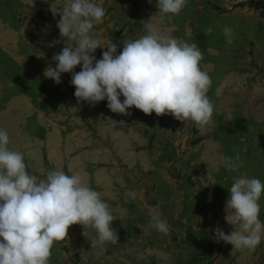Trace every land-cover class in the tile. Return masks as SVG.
I'll return each mask as SVG.
<instances>
[{
	"label": "rangeland",
	"instance_id": "374dc122",
	"mask_svg": "<svg viewBox=\"0 0 264 264\" xmlns=\"http://www.w3.org/2000/svg\"><path fill=\"white\" fill-rule=\"evenodd\" d=\"M93 2L105 16L92 34L101 46L115 44L117 54L125 40L145 34L151 18L162 34L197 44L214 111L198 128L134 106L127 115L113 113L107 100L78 103L71 73L61 74L59 84L43 76L72 43L59 34L60 15L50 11L65 0H0V128L9 134L8 147L24 154L26 170L38 179L54 168L80 172L116 218L115 244L91 248L95 231L75 224L54 243L48 264H264V238L248 252L215 234L235 230L225 220L234 178L264 183V0H187L172 19L158 12L157 0ZM225 26L232 29L230 44ZM106 50L92 55L100 59ZM236 155L243 166L227 171L223 158ZM259 203L264 224V195ZM153 213L168 223L167 234L150 226Z\"/></svg>",
	"mask_w": 264,
	"mask_h": 264
},
{
	"label": "clouds",
	"instance_id": "9594fccd",
	"mask_svg": "<svg viewBox=\"0 0 264 264\" xmlns=\"http://www.w3.org/2000/svg\"><path fill=\"white\" fill-rule=\"evenodd\" d=\"M186 4L187 0H157L158 12L169 19ZM50 11L60 15L59 34L72 43L53 56L56 66L49 65L43 76L59 84L61 74L71 73L78 103L95 105L107 100L106 107L113 113L127 115L134 106L144 114L191 121L198 128L210 123L214 111L207 96L211 80L200 66L203 55L197 44L162 34L151 18L143 24L145 34L125 40L117 54L115 44L101 46L92 34L105 16L104 8L93 0H65L62 9L51 4ZM222 33L232 43V29L225 26ZM97 48L107 49L100 59L92 55ZM78 65L81 70L76 72ZM9 143L8 132L0 128V264H48L54 243L65 240L75 224L95 231L91 248L103 251L106 243L118 241L109 204L80 172L54 168L38 179L26 170L24 154L10 149ZM222 163L230 172L243 166L239 155L224 157ZM228 189L225 220L235 230L225 234L216 228V239L231 244L233 250L253 252L264 238L259 219L264 183L239 176ZM126 195L136 197L135 192ZM149 224L159 233L169 231L159 213L151 214Z\"/></svg>",
	"mask_w": 264,
	"mask_h": 264
}]
</instances>
